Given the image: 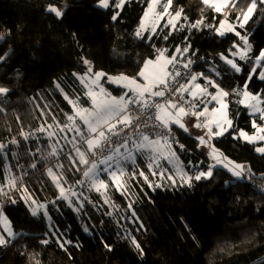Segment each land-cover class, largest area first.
Segmentation results:
<instances>
[{"label":"trees","instance_id":"trees-1","mask_svg":"<svg viewBox=\"0 0 264 264\" xmlns=\"http://www.w3.org/2000/svg\"><path fill=\"white\" fill-rule=\"evenodd\" d=\"M149 2L127 0L122 9H103L96 6L97 0H0V32L5 34L0 39V56H4L0 86L10 90L0 96V144L6 146L0 150V186L6 162L17 178L16 188L0 197L16 234L8 239L10 243L0 246V264H264V153L256 152L257 144L238 136L239 131L253 133L254 120L257 125L263 121L237 102L240 96L226 98L232 127L214 138L213 145L226 158L246 164L247 178L235 179L217 166L212 178L193 180L191 187L179 184L152 190L139 174L131 177L128 189L134 196L131 209L135 220L131 236L92 206L76 211L59 199V190L48 175L54 161L60 162L69 184L79 180L88 166L72 164L65 152L54 160L49 142L41 135L34 136L42 123L58 125L56 121L63 123L66 113L72 114L65 95L72 100L80 97L81 105L88 106L85 88L73 75L87 68L81 57L91 61L94 72L133 77L157 49H167L171 56L177 47L190 46L186 56L176 57L194 61V73H203L229 93L242 90L247 82L249 92L264 94V80L259 79L264 61L255 66V57L264 49V5H258L243 28L237 12L228 13L235 31L247 36L252 45L251 59L240 60L232 55L233 44L242 47L243 41L235 32L217 35L215 27L224 14L207 8L201 0H172L170 13L183 9L177 22V29L180 24L183 29L160 25L153 35L145 32L137 37L135 32ZM249 2L240 0L238 7L245 8ZM49 3L65 8L64 15L55 18L47 13ZM116 11L120 16L113 21ZM202 17L204 24L189 30L190 24ZM221 55L236 61L241 71L232 70ZM198 82L204 84L205 80L198 77ZM106 86L113 95L124 92ZM172 129L179 142L173 148L183 165L207 168L209 160L198 141L176 127ZM13 139L17 143H12ZM22 186L36 203L44 205L35 217L22 199ZM111 197L125 205L118 194ZM133 238L143 256L132 245ZM64 241L70 243L61 248Z\"/></svg>","mask_w":264,"mask_h":264},{"label":"snow or ice","instance_id":"snow-or-ice-1","mask_svg":"<svg viewBox=\"0 0 264 264\" xmlns=\"http://www.w3.org/2000/svg\"><path fill=\"white\" fill-rule=\"evenodd\" d=\"M240 0H201V3L207 8L214 10L218 14H224V19L219 21V26L215 27V32L217 35L224 36L227 32H235V35L239 36L243 41V46L233 44V48H236V51L232 53L233 56H238L240 60H250L249 53L252 50V45L248 41L247 36H241L239 32L235 31V27L232 23L228 22V13L231 11H236V19L240 21L239 27L243 28L245 24L251 19L253 13L257 10L258 5H264V0H250L247 3L245 8L238 7ZM126 0H97V7L103 9H109L110 7L114 9H122L125 5ZM161 3V0H150L148 3V8L144 12L143 18L140 20V25L137 28L135 35L141 37L145 28L146 20L149 18L150 13L156 16L158 19L163 18L165 14L169 16L167 21L168 25H171L173 30L183 29L184 25L180 24L179 29H177V22L181 19L183 9L175 11L174 14L170 13L169 9L172 5V0H167V3L163 5V12H155V7ZM47 13L53 14L55 18H61L64 15L65 8L59 7L54 3H49L45 9ZM203 11V9H202ZM120 16V12L116 11L111 16L113 21H116ZM187 20V17H183ZM204 24V18L197 20L195 23L190 24L189 30L198 29L201 25ZM206 27H213L212 25H204ZM153 33L157 31L155 27L151 29ZM171 33H169L170 35ZM3 37L0 36V39ZM165 39L168 37L165 36ZM151 39V37H149ZM189 47H184L183 49L177 47V53H187ZM167 49H157V55L155 59L145 60L143 67L137 73V76L129 77L121 73L119 76H109L102 71H93L91 66V61L81 57L84 65L87 66V71L83 75H77L73 73L74 76H77V79L84 86L86 91L84 96L87 97L85 103L90 102V107H84L80 103V97H77L76 100L69 99L67 95L64 96L68 103L72 105V114H65L67 121L64 125H57L60 128V131L67 129L68 131H74L75 136L80 138L84 144L87 145L85 150H81L80 147H76L75 142L73 143V148L76 153L79 162L83 165H89V159L87 154L96 156L103 153L108 148H111L114 141L112 140L113 136H119L125 128H129L133 134L140 135V141L137 142L132 140V137L129 136L122 147H127L128 141L132 140V143L137 152L148 151L154 153L155 155L150 157L152 163H157V159L162 157L164 160L169 159V155L175 157V152L171 151L172 144L169 140V136L172 134V128L170 125H176L184 131H188L184 123V118L187 116L196 117V123L193 127L202 128L206 130L205 136L198 137L201 146H207L208 141L213 137H218L224 134L227 131V128L223 127V124H227L229 127L232 126V121L227 117L228 102L227 97L230 94H235L241 98L237 101L239 104L245 106L251 110V114H259V119L264 120V107H261L264 104V99L261 98L260 93L253 94L248 91V83L246 82L242 90L233 89L232 93L223 90L219 85L209 77L205 76L203 73H190L189 78L186 83L176 82L178 86H174L173 82L176 81L177 77H182L183 73L179 69L169 70V66L176 64L177 57L176 55L168 56L165 53ZM6 55V54H5ZM4 56H0V60H3ZM221 59L225 61L227 65L230 66L232 70L236 73L241 71V67L237 64L236 61L228 59L227 57L221 55ZM261 61H264V49H262L258 56L255 57V64L260 65ZM194 63L191 59H188L186 63L182 66L185 69H189L191 64ZM256 67L252 68V73L256 72ZM219 74V73H218ZM139 77L140 79H137ZM198 77H202L205 80V84L202 86L199 83H195ZM252 79V74L249 75V81ZM259 79L264 80V71L259 73ZM104 82L109 84H117L126 91L119 97L111 95L110 92L105 89ZM190 85L192 87H190ZM59 88V85H57ZM208 87L216 89L215 93L208 92ZM9 88L0 86V96H3L9 92ZM61 91H63L61 89ZM185 95L191 97V100L185 98ZM210 96V100L205 102L203 97ZM215 102L219 107L208 108V104ZM203 105L202 110L197 111L200 106ZM135 106V109L138 110L140 115L146 116L143 124L138 123V117L132 114V107ZM219 114V117L217 116ZM55 120V117H53ZM157 123H152V121ZM223 121V124L221 123ZM79 121V123H77ZM113 121H115L113 123ZM83 125V127H81ZM118 125L122 126L118 128ZM215 126V130L213 128ZM51 127V126H49ZM252 127L255 129L256 133L259 135H249L243 131L240 132V136L246 139L248 142L252 143L256 140L264 141V126L257 125L254 120ZM142 129H151L152 134L157 138L151 139L150 134L145 133ZM39 132H44L45 128L41 127L37 129ZM24 135V133H21ZM53 133L48 132V136L51 137ZM25 138H27L25 136ZM75 141V137H74ZM12 143H17L15 139L12 140ZM6 146L0 144V150L4 149ZM183 148V145H180ZM116 153H119V148L114 149ZM257 152L264 153V147H257ZM167 152V154H166ZM50 155H56V149L53 147ZM211 159H213L216 164L209 165L206 171H199L195 175L189 176L186 172H183L182 169H177L180 179L184 184H187L189 187L192 186V181H200L201 179L208 180L213 177V169L216 165H223L224 168H227L231 172L232 176L240 179L242 178L243 166L239 164H234L232 161L227 160L226 157L221 159V153H219L214 146L211 147V151L208 154ZM69 159H72L69 156ZM114 159V156L107 155L104 156L99 163L102 165H108L103 171L107 173L109 179L116 184L118 181H121V178L125 176L124 170L121 168L118 171H110L111 168L110 162ZM124 160L131 159L133 163L135 162V157L132 156L131 151H129L128 156L123 157ZM152 163L148 165L149 170L152 169ZM157 166H159L157 164ZM34 167V165H33ZM84 176L89 178L91 186L97 191L100 192L101 189L107 190L109 184L100 179L97 175V163L95 160L91 161L90 166L87 167V170L84 171ZM156 174V173H154ZM48 175L52 178L53 183L57 184V187L60 188L61 197L67 198L64 196V189L59 184V179L56 174L52 172V169H48ZM140 176H143L147 182V177L144 176L143 172L139 173ZM163 177V172L160 173ZM134 178V176H133ZM168 180H175L172 176L167 177ZM80 183V181H77ZM7 186L10 188H16V178L8 177ZM151 186V185H150ZM159 187L160 185H156ZM123 187V183L117 184V189ZM23 191H27L24 189ZM103 195V193H101ZM0 195H7L3 192V189L0 188ZM11 199V198H10ZM25 203L28 204L30 197H22ZM107 202V200L105 201ZM12 203H16L15 200H12ZM35 204V201H32ZM44 208V205H38V207H32L29 204V211L32 216H36L38 209ZM45 215L47 213L45 212ZM0 221L5 225V231H7L9 237H15V233L11 231V228L8 226L7 217L4 216L2 210H0ZM142 227V225H141ZM87 232L88 229L85 228ZM44 244H47V240L41 241ZM10 243L4 236H0V246H4ZM59 243V241H58ZM70 243V241H64L60 244V247L63 248L64 244ZM132 245L143 256V249L140 244L133 238ZM108 247L107 245H105ZM109 250H111L109 248Z\"/></svg>","mask_w":264,"mask_h":264},{"label":"rangeland","instance_id":"rangeland-1","mask_svg":"<svg viewBox=\"0 0 264 264\" xmlns=\"http://www.w3.org/2000/svg\"><path fill=\"white\" fill-rule=\"evenodd\" d=\"M157 7H159V6L157 5L155 7V12L161 13L162 11H158ZM147 8H148V6H147ZM162 10H163V7H162ZM168 19H169V16L167 14H165L164 17L162 18V20L160 21V23L157 25L158 26L157 29L160 27V25H163L164 27H168L169 29H172L171 25L167 24ZM152 20H153V14L150 13L149 18L146 20V22L150 21V23H151ZM152 23H153V21H152ZM183 54H185V56H186V53H183ZM112 76H119V75H112ZM71 107H72V105H71ZM262 107H264V105ZM189 117L190 116L185 117L184 121L187 120ZM190 118L195 119L193 117H190ZM56 122L58 125H64L66 123H69L67 121V117L65 118L63 123H60L58 121H56ZM77 123H78V121H77ZM192 123L194 125L196 122H193V120H192ZM49 126H51V127H49ZM41 127H44L45 131L44 132L36 131L34 136L41 135L43 139H46L49 142V145H50V148L48 149L49 153L52 152L53 147L56 149V155H51L54 160H57L59 153L65 152V153H67L68 160L72 164L83 165L79 162V159L76 156V153H75L74 148H73V143L75 142L76 147H80L82 151L87 148V145L84 144L82 141H80L79 137L75 136L74 131H68L67 129H65L62 132V131H60V128L57 127V125L54 122L53 123L52 122L42 123L39 128H41ZM194 128L196 129V131H199L202 129V128H196V127H194ZM49 131H51L53 133V135L51 137L48 136ZM243 132H245V131H243ZM245 133H247V132H245ZM247 134H249V133H247ZM24 136H26V135H24ZM74 137H75V141H74ZM153 139H156V138H153ZM139 141H137V142H139ZM212 146H214V145L207 144V146H202V148H201L202 152L208 157V160H209L208 166L216 164V162L213 159H211L210 156L208 155L209 152L211 151ZM257 147H264V144H261L260 146H257ZM215 149L219 153H221V151L218 150L216 147H215ZM129 151H131L132 156L135 157L134 163L131 159H128V160L123 159V157L128 156ZM171 151L175 152L173 145H172ZM258 153H260V152H258ZM166 154H167V152H166ZM175 154H176L175 157H172L171 155H169L168 160H164L162 157H160L157 159V163H152V160L150 159V157L154 156L155 155L154 153H151L148 151H144L142 153L137 152L135 150L133 143H128L127 147H124L118 153V155L115 156L114 159L110 162V164H111V168L109 169L110 171H118L122 168L125 172V176L122 177L121 181H118L116 184H114L109 179V176L107 175V173H105L103 171V169L105 167H108V165H102V164L96 162L97 163V175L99 176L100 179L105 180L109 184V187L107 188V190L101 189L100 192H97L91 186L89 178L85 177L84 174L79 180H77V181H80V183H77V181H75V182H71L69 184H66L64 176H63V172H62V163H60V162L54 161V166L49 167V168L52 169V172L54 174H56L58 177H61V179H59L58 182L61 185V187L65 190L64 196L67 198L65 199V198L61 197L60 188H58L57 184L54 183L59 190V199L63 200L66 204L71 206L76 211L84 209L87 204L92 206L97 214L103 213V214H105V216H108L109 218H111L115 222L116 226L122 230L124 235H126V236L130 235L131 236L130 226H131V224H133L135 222L133 215H132V209H131V205H132V201L134 199V196L132 195V193L128 189V184L130 183L131 177H133V176L135 177L140 172H143L144 176L147 177L148 185L149 186L151 185L150 188L152 190H155L158 188L156 185H160L159 187H165V186H176L179 184H184L183 181L180 179V176L178 174V171H177L178 168L182 169L183 172H186L189 176L195 175L199 171H206L208 168V167L207 168H200L199 164L197 166L192 165L193 167L189 166V168H186V166L183 165V162L180 160V158L178 157L176 152H175ZM69 156H71L72 159H69ZM224 157L225 156L222 154V156L220 158L223 159ZM87 158L90 161H93L92 155L90 153L87 154ZM227 161H232L233 165L234 164L242 165L244 170L242 172V178H240V179H246L247 178L249 169H248L246 164L237 163V162H234L233 160L228 159V158L224 162L227 163ZM150 163H152V169L151 170H149V167H148V165ZM157 164L159 166H157ZM89 166H90V164L87 167H89ZM217 166L224 168L223 165H216L215 167H217ZM87 167L84 169V171L87 170ZM225 169L227 170V168H225ZM5 171L6 172H5L4 182L0 186V188L3 189L4 193L9 194L13 190V188H10L7 186V179H8V177L16 178L15 175L13 174V172L11 171L9 162H6ZM161 172H163V177H161V175H160ZM154 173H156V174H154ZM168 176L173 177V179L175 180L174 185H173L172 180L167 179ZM141 177H143V176H141ZM235 179H237V178H235ZM16 182H17V178H16ZM119 183H123V187L119 188V190H118L117 184H119ZM24 189L25 188L22 186L21 189L19 190L22 197H25V196L30 197V195L27 192L23 191ZM101 193H103V195ZM112 193H116L119 196H121L125 202V205L116 203L114 201V199L111 197ZM1 196H5V195H1ZM106 200H107V202H105ZM32 201H34V200L31 198L28 201V206H29V204L32 207H38V205H40L38 203L33 204ZM43 210H44V208H39L38 212L43 211Z\"/></svg>","mask_w":264,"mask_h":264},{"label":"crops","instance_id":"crops-1","mask_svg":"<svg viewBox=\"0 0 264 264\" xmlns=\"http://www.w3.org/2000/svg\"><path fill=\"white\" fill-rule=\"evenodd\" d=\"M126 1H127V0H126ZM164 4H166V3H162V0H161V3L158 5L159 7H157V8H158V11H162V12H163L162 7H163ZM146 10H147V9H146ZM146 10H145V11H146ZM162 12H161V13H162ZM143 16H144V14H143ZM143 16H142L141 18H143ZM163 17H164V16H163ZM161 20H162V18H159V19H158L156 16L153 15V20H152L153 23H152V21H151V23H150V21L145 22V23H146V28H145V30H144L143 33L147 32L149 35H153L154 33L151 31V29H152L153 27H155V28L157 29V27H158L157 25L160 23ZM228 22H229V21H228ZM229 23H230V22H229ZM218 26H219V25H218ZM155 33H156V32H155ZM175 50H176V49H175ZM235 51H236V48H235ZM165 54L168 55L167 53H165ZM180 54H181V53H180ZM156 55H157V51H156L154 57H153V58H150V59H155ZM172 55H173V54H172ZM174 55H179V53H176V51H175V52H174ZM183 55H184V54H183ZM168 56H169V55H168ZM233 57H238V56H233ZM255 66L257 67L258 65L255 64ZM86 71H87V68H86L81 74H79V75H83ZM261 71H264V62H263L262 65H261ZM109 76H112V75H109ZM138 79H140V78L138 77ZM195 83H199V84H201L200 82H198V79L196 80ZM107 84H109V83L104 82V85H103V86L105 87V89H107L108 92H110V91L108 90L107 86H106ZM204 84H205V83H204ZM204 84H201V85L203 86ZM111 85H113V86H115V87H120V88L124 89L123 87L118 86L117 84H111ZM190 87H192V86L190 85ZM85 91H86V89H85ZM125 91H126V89H124V92H125ZM124 92H123V93H124ZM208 92H210V93H215V92H216V89H215V88H212V87H208ZM123 93H122V94H123ZM122 94L117 95V96H116V95H113V96L119 97V96H121ZM261 98L264 99V94L261 95ZM203 99L205 100V102H207V101L210 100V96H205V97H203ZM263 105H264V104H262L261 107H262ZM87 107H90V102H89V104H88ZM213 107H219V105H217L215 102H212V103H209V104H208V108H209V109H211V108H213ZM202 108H203V105H201L200 108L197 109V111L202 110ZM248 111H249V113L251 114V110L248 109ZM251 115H253V114H251ZM255 115H258V116H259V114H255ZM217 116L219 117V114H217ZM190 117H193V118H195V119H191ZM190 117H189L187 120L184 121L186 127L188 128V131H184L183 129L179 128V127L176 126V125H171L170 127H171V128L176 127V128H178V129H180L181 131L190 134L191 136H193V137L198 141L200 148H202V146L200 145V142H199V140H198V137H200V136H205L206 130H205V129H201V130H199V131H196V129L193 127V123H192V120H193V122H197V121H195V120H196V117H194V116H190ZM227 117H228V119H230V120L232 121V119H231L230 116H229V109H227ZM190 119H191V120H190ZM262 121H263L262 126H264V120H262ZM113 122H114V121H113ZM78 123H79V121H78ZM221 123L223 124V121H222V120H221ZM81 127H83V125H82ZM223 127H224V128H227V130H229L232 126L229 127L227 124H223ZM213 128H214V130H215V126H213ZM172 130H173V129H172ZM225 132H226V131H225ZM240 132H241V131L238 132V136H239L243 141L248 142L246 139H243V138L239 135ZM254 134H255V135H259L258 133H256L255 130H254L253 133H251V134H249V135H254ZM205 138L207 139L206 136H205ZM214 138H216V137H213L211 140H209V141H208V142H209L208 144H212V145H213V139H214ZM252 143L257 144V146H260L261 144H264V141L256 140L255 142H252ZM257 146H256V147H257ZM256 152H257V151H256ZM204 155H205V154H204ZM205 156H206V155H205ZM207 166H208V164H207ZM0 197H2V196L0 195ZM0 210H2V203H1V202H0ZM2 211H3V210H2ZM3 213H4V212H3ZM4 216H6V215L4 214ZM7 220H8V218H7ZM8 226L11 228V231L13 232L9 220H8ZM0 236H4L7 240L12 238V237H9L7 231H5V225H4V223H3L2 221H0Z\"/></svg>","mask_w":264,"mask_h":264},{"label":"built area","instance_id":"built-area-1","mask_svg":"<svg viewBox=\"0 0 264 264\" xmlns=\"http://www.w3.org/2000/svg\"><path fill=\"white\" fill-rule=\"evenodd\" d=\"M4 33L3 32H0V36L4 37ZM188 60V58H184L182 55L177 57V63L174 64V65H171L169 66V70H175V69H179L182 73H183V76L182 77H177L176 78V81L173 82V85L174 86H178V84L176 83L177 81L179 83H186L188 78H189V75L190 73H194V70H193V64H191L190 68L189 69H185L183 68V64L186 63ZM111 93V92H110ZM111 95H113L111 93ZM185 98L188 99V100H191V97L185 95ZM133 111H132V114L134 116H137L138 117V120L137 122L138 123H141L143 124L144 120L146 119V116H143V115H140L138 110L135 109V106H131ZM115 122V121H114ZM113 122V123H114ZM152 123H157L155 122L154 120L152 121ZM119 127H122L120 125H118V128ZM142 131H144L145 133H148L150 134V138L153 139V138H157L154 134H152V130L151 129H142ZM131 136L132 137V140H135V141H139L140 140V135L137 133V134H133V132L129 129V128H125L124 131L119 135V136H113L112 137V140L114 141L113 145L111 148H108L106 151H104L103 153L101 154H98L96 156H92V160H95L97 163H99V161L104 157V156H107V155H112V156H117L118 153H116L114 151V149L116 148H119V152L124 148L122 147L121 145L124 144L125 140ZM132 140H129L128 143H132ZM169 140L171 142L172 145H177L179 144L178 142V138H177V135L175 134V132L172 130V134L169 136Z\"/></svg>","mask_w":264,"mask_h":264}]
</instances>
